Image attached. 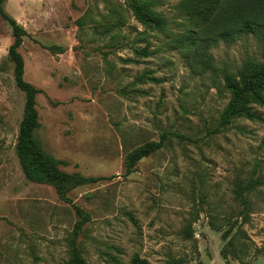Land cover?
<instances>
[{"label":"rangeland","instance_id":"374dc122","mask_svg":"<svg viewBox=\"0 0 264 264\" xmlns=\"http://www.w3.org/2000/svg\"><path fill=\"white\" fill-rule=\"evenodd\" d=\"M154 1L166 30L137 21L129 0L3 3L27 31L18 50L25 80L41 90L37 141L62 170L94 180L62 197L25 177L16 143L26 93L0 15V264H66L75 249L86 264H264V183L233 230L240 258L222 255L223 217L242 209L236 179L264 181V104L262 119L220 125L223 72L264 62V40H218L199 60L204 36L181 0ZM163 135L129 166L131 151Z\"/></svg>","mask_w":264,"mask_h":264},{"label":"trees","instance_id":"16d2710c","mask_svg":"<svg viewBox=\"0 0 264 264\" xmlns=\"http://www.w3.org/2000/svg\"><path fill=\"white\" fill-rule=\"evenodd\" d=\"M5 1L0 0V15L9 21L14 36V41L9 47V58L14 63L17 85L26 93L24 113L16 143L19 163L28 180L52 184L64 197L77 185L94 179L62 170L57 160L44 152L37 141L35 130L40 126V121L36 95L41 90L24 78L25 61L18 48L27 35V31L16 19L5 12L3 8ZM129 2L135 18L144 26L161 31L167 29L168 18L155 9L154 0H129ZM179 7L187 19L200 28L204 36L201 41L202 51L197 57L199 60L203 58L206 61V58L211 56L207 53L206 47L218 40L232 41L238 36L249 34H255L264 40V0H181ZM223 85L229 92L230 98L220 117L221 126L225 127L239 117L262 119L255 110V105L264 104L263 61L249 57L237 70H225ZM165 138L163 135L161 141L149 142L131 151L127 156L129 166L158 150ZM263 183L264 181L259 177H249L248 180L236 179L233 189L234 198L239 205H242V209L235 215L231 213L230 216L223 217L224 225H228L227 228L223 229L224 225H214L218 230L223 229V236L227 239L222 248V255L225 258H240L238 240L233 230L235 226L241 225L250 218L249 209L253 202L249 200L248 195ZM82 224L83 221H80L79 226ZM137 260L139 264H149L145 260ZM66 264H86V261L79 250L75 249L72 258Z\"/></svg>","mask_w":264,"mask_h":264}]
</instances>
